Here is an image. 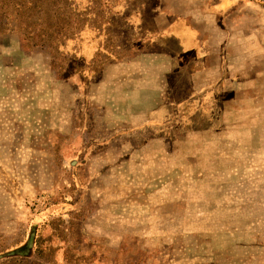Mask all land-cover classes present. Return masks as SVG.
<instances>
[{"label": "rangeland", "instance_id": "rangeland-1", "mask_svg": "<svg viewBox=\"0 0 264 264\" xmlns=\"http://www.w3.org/2000/svg\"><path fill=\"white\" fill-rule=\"evenodd\" d=\"M148 1L199 57L134 50L142 0H0V264H264V0Z\"/></svg>", "mask_w": 264, "mask_h": 264}, {"label": "crops", "instance_id": "crops-1", "mask_svg": "<svg viewBox=\"0 0 264 264\" xmlns=\"http://www.w3.org/2000/svg\"><path fill=\"white\" fill-rule=\"evenodd\" d=\"M148 2V0H142V2H140V6L135 10H131L127 15L128 21L132 22V27L134 28V31L137 33V35L142 36V33L146 35H154L158 32L164 35H170V38H174L178 41L181 49V55L190 53L199 57V53L203 51V45L196 26H194L191 21L187 20L185 15H181L173 11V6H152L149 8L150 2ZM149 9L152 12V18L154 21L158 15H160V17L163 16L166 19L165 23H163L160 28L155 26V22L151 23L150 26L145 25V19L149 13ZM94 33V30L87 31V45L85 44L86 49L84 51L86 55H89L91 49H94L100 45L99 39H95L92 36ZM90 36L91 38H89ZM149 40L150 41H139V47L134 50H139L142 54L148 51L149 56L153 55L156 57L157 50L155 48V41H151V39ZM151 51L153 53H151ZM118 62H120V60Z\"/></svg>", "mask_w": 264, "mask_h": 264}, {"label": "trees", "instance_id": "trees-1", "mask_svg": "<svg viewBox=\"0 0 264 264\" xmlns=\"http://www.w3.org/2000/svg\"><path fill=\"white\" fill-rule=\"evenodd\" d=\"M149 3V2H148ZM149 8H151V6L149 7ZM112 12H114V11H112ZM117 14V13H116ZM152 14V13H151ZM113 16H111V18H112ZM129 22V24L132 26V22H130V21H128ZM90 30H93V28L92 27H89V26H87L86 27V34H87V31H90ZM161 35H163V36H166L167 38H170L169 36L170 35H164V34H161V33H156V34H154V35H148L147 37H146V34H143L142 33V36L140 37V36H138V38H135V41H133V49H136V48H138L139 47V45H138V42L139 41H144L146 38H148V39H151V37H154V40H155V42H156V40L158 39L157 37H159V36H161ZM93 36V35H92ZM94 38H95V36H93ZM140 37V38H139ZM89 38H91V36L89 37ZM152 40V39H151ZM150 41V40H149ZM100 44H101V41L99 42ZM118 47H120V45L118 44L117 45V48ZM78 51L82 54V56L84 57V58H86V59H89V56L91 55L92 56V58H94V55L97 53V52H102V51H104L106 54H107V56L110 58V61H116L117 60V57H114V54H113V52L112 51H110L109 49H106V48H104L103 46H101V45H99L98 47H96V48H94V49H91V52L89 53V55H86L85 54V45H84V43H83V45H81L80 46V44L78 45ZM181 50V49H180ZM190 53H188V54H186V55H189Z\"/></svg>", "mask_w": 264, "mask_h": 264}]
</instances>
